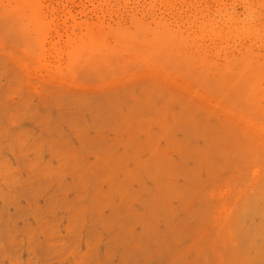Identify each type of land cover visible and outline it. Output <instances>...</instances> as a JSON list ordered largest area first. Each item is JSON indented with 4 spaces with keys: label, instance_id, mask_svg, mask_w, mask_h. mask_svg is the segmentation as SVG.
<instances>
[{
    "label": "rangeland",
    "instance_id": "1",
    "mask_svg": "<svg viewBox=\"0 0 264 264\" xmlns=\"http://www.w3.org/2000/svg\"><path fill=\"white\" fill-rule=\"evenodd\" d=\"M0 264H264V0H0Z\"/></svg>",
    "mask_w": 264,
    "mask_h": 264
},
{
    "label": "bare ground",
    "instance_id": "2",
    "mask_svg": "<svg viewBox=\"0 0 264 264\" xmlns=\"http://www.w3.org/2000/svg\"><path fill=\"white\" fill-rule=\"evenodd\" d=\"M225 109V108H224Z\"/></svg>",
    "mask_w": 264,
    "mask_h": 264
}]
</instances>
